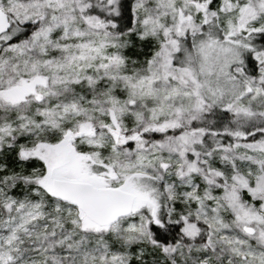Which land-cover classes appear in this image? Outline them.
Wrapping results in <instances>:
<instances>
[{"label": "snow or ice", "instance_id": "1", "mask_svg": "<svg viewBox=\"0 0 264 264\" xmlns=\"http://www.w3.org/2000/svg\"><path fill=\"white\" fill-rule=\"evenodd\" d=\"M0 264H264V0H0Z\"/></svg>", "mask_w": 264, "mask_h": 264}]
</instances>
